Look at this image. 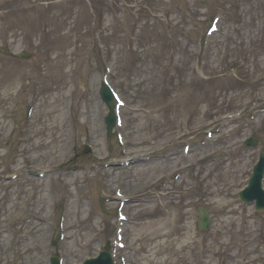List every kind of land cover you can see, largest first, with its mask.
<instances>
[{
	"label": "rangeland",
	"instance_id": "1",
	"mask_svg": "<svg viewBox=\"0 0 264 264\" xmlns=\"http://www.w3.org/2000/svg\"><path fill=\"white\" fill-rule=\"evenodd\" d=\"M0 49L32 55L0 52V264L110 250L116 188L131 199L117 264H264V213L238 197L264 146V0H0ZM104 64L124 147L106 133Z\"/></svg>",
	"mask_w": 264,
	"mask_h": 264
},
{
	"label": "water",
	"instance_id": "2",
	"mask_svg": "<svg viewBox=\"0 0 264 264\" xmlns=\"http://www.w3.org/2000/svg\"><path fill=\"white\" fill-rule=\"evenodd\" d=\"M108 120H109V123L112 126L114 124V121H115L114 115L112 113L109 116ZM247 144L249 145V144H251V142H248ZM263 165L264 164L261 161V164L258 167V171L256 172V175L252 179V185H251V187L247 190V193H244L242 195V198L244 200L250 199V197H246V195L251 194L250 192H253V191L256 192L255 190H257L258 191V194L260 195L259 206H262V204H263V200H262L263 192L261 191V189H259V187L257 186V184H258V182H259V180H260V178L262 176ZM200 217L202 218V222H200L199 228H200V230L204 231L208 227V217H207V214H206V212L204 210H201L200 211ZM99 263L100 264H112L109 255H103L102 258H101V260L99 261ZM53 264H58L57 260H55Z\"/></svg>",
	"mask_w": 264,
	"mask_h": 264
},
{
	"label": "bare ground",
	"instance_id": "3",
	"mask_svg": "<svg viewBox=\"0 0 264 264\" xmlns=\"http://www.w3.org/2000/svg\"><path fill=\"white\" fill-rule=\"evenodd\" d=\"M232 257H234V258H235V255H234V256H232ZM180 261H181L183 264H189V262L187 261V259H186V257H185V256H184V257H182Z\"/></svg>",
	"mask_w": 264,
	"mask_h": 264
}]
</instances>
